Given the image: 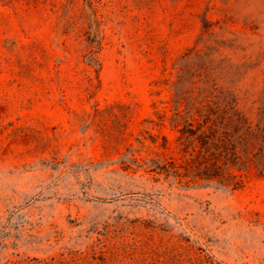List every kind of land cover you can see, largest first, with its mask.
Returning <instances> with one entry per match:
<instances>
[{"label":"rangeland","instance_id":"obj_1","mask_svg":"<svg viewBox=\"0 0 264 264\" xmlns=\"http://www.w3.org/2000/svg\"><path fill=\"white\" fill-rule=\"evenodd\" d=\"M232 97L264 122V0H0V264H264V176L157 169Z\"/></svg>","mask_w":264,"mask_h":264},{"label":"trees","instance_id":"obj_2","mask_svg":"<svg viewBox=\"0 0 264 264\" xmlns=\"http://www.w3.org/2000/svg\"><path fill=\"white\" fill-rule=\"evenodd\" d=\"M259 115L264 116V109ZM175 117L183 121L177 128L179 157H170L158 173L180 183L231 190L242 188L252 172L264 176V122L252 123L235 98H222L206 108L184 105Z\"/></svg>","mask_w":264,"mask_h":264}]
</instances>
